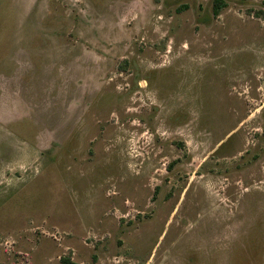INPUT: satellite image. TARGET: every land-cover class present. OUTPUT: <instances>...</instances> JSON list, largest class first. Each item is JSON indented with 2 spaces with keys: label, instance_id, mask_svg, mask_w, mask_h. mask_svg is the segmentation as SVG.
Wrapping results in <instances>:
<instances>
[{
  "label": "rangeland",
  "instance_id": "1",
  "mask_svg": "<svg viewBox=\"0 0 264 264\" xmlns=\"http://www.w3.org/2000/svg\"><path fill=\"white\" fill-rule=\"evenodd\" d=\"M264 0H0V264H264Z\"/></svg>",
  "mask_w": 264,
  "mask_h": 264
},
{
  "label": "trees",
  "instance_id": "2",
  "mask_svg": "<svg viewBox=\"0 0 264 264\" xmlns=\"http://www.w3.org/2000/svg\"><path fill=\"white\" fill-rule=\"evenodd\" d=\"M264 2V1H263ZM224 0H212L211 2V11L213 14H216L219 10V8L224 5ZM66 262L70 263V264H74L73 261L69 260V259H64Z\"/></svg>",
  "mask_w": 264,
  "mask_h": 264
}]
</instances>
